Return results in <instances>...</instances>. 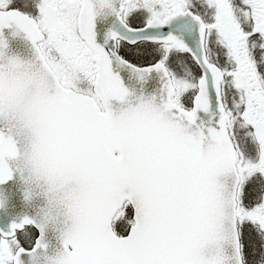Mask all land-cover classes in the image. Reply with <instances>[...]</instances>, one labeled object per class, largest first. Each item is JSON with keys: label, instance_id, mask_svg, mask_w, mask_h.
Here are the masks:
<instances>
[{"label": "snow or ice", "instance_id": "obj_1", "mask_svg": "<svg viewBox=\"0 0 264 264\" xmlns=\"http://www.w3.org/2000/svg\"><path fill=\"white\" fill-rule=\"evenodd\" d=\"M0 264H264V0H0Z\"/></svg>", "mask_w": 264, "mask_h": 264}]
</instances>
